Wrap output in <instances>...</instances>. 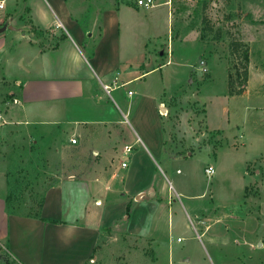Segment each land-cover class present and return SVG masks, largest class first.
I'll return each mask as SVG.
<instances>
[{
  "label": "rangeland",
  "instance_id": "1",
  "mask_svg": "<svg viewBox=\"0 0 264 264\" xmlns=\"http://www.w3.org/2000/svg\"><path fill=\"white\" fill-rule=\"evenodd\" d=\"M3 1L0 20L15 15L28 24L29 0ZM77 3L85 28L97 24V15L104 5ZM170 7L171 21L167 24L166 16L161 21L163 27L171 26L172 41L185 36V31L201 41L205 50L198 56L199 45L190 38L183 40L174 50L180 65L172 63L162 70L161 89L168 93L185 86L168 98L165 105L169 113L163 118L172 139L165 145L166 155L182 157L157 160L154 177L165 183L169 200L161 210L155 211L145 200L141 202L144 206L138 208V215L144 211L149 215L144 232L151 238H128L123 232L113 236L108 229L84 264H264V0H171ZM29 30L36 32L33 26ZM215 36L218 41L212 40ZM21 38L28 39L24 35ZM230 43L239 46L236 49ZM244 51L248 55L247 75L251 68L256 76L254 96L233 98L228 92L224 63L218 59L227 63L231 89L244 91ZM193 60V67L201 60L207 65L209 62L211 75L198 78L193 69L188 73V82L186 74ZM3 72L0 64V111L6 103L10 105L8 122L0 126V173L6 178L7 194L12 193L14 211L18 208L22 214L34 213L46 190L65 178L72 168H97L99 159L80 152L78 146L62 151L51 126L42 127L38 133L26 127L33 124H25L21 116L19 86ZM159 75L156 72L152 77L157 79ZM12 98L20 104L13 105ZM109 103L113 104L112 99ZM142 103L140 117L144 122L139 126L141 131L148 128L151 132L157 125L153 102L147 96ZM223 107L227 108L225 112ZM65 115L60 109L57 117L44 118L59 120ZM73 120L67 119L63 125H73ZM204 120L208 128L222 129L223 138H218L217 132L208 133L201 125ZM144 134L147 133H141L143 140ZM200 135L204 137L197 140ZM209 165L215 170L210 179L204 174ZM168 180L174 182L180 194L173 191ZM3 183L0 179V197L5 192ZM130 213L125 214L124 220ZM7 248L6 242L0 240V264H16Z\"/></svg>",
  "mask_w": 264,
  "mask_h": 264
},
{
  "label": "crops",
  "instance_id": "2",
  "mask_svg": "<svg viewBox=\"0 0 264 264\" xmlns=\"http://www.w3.org/2000/svg\"><path fill=\"white\" fill-rule=\"evenodd\" d=\"M77 1L104 5L97 15V24L85 28L77 13ZM29 2L28 24L15 15H6L0 20V28L4 27L0 33V64L6 78L19 86L21 116L25 124H33L25 126L34 128L35 133L51 126L62 151L78 146L80 152L99 160L97 168L75 166L65 178L48 188L40 218L8 213L5 204L8 186L0 173L5 186L0 197V240L6 242L7 252L16 264H84L108 229L113 236L123 232L128 238H151L144 232L149 215L146 211L138 215V208L144 206L141 204L144 200L155 211L165 206L169 200L165 183L154 180L157 160L182 157L166 155L165 145L172 139L167 133L165 117L158 110L162 104L169 113L166 101L185 86L175 87L168 93L161 89L162 70L172 63L180 65L174 50L183 40L190 38L199 45L198 56L204 53L205 47L185 31V36L179 35L172 41L171 26L163 27L161 21L163 16L167 24L171 21V0H154L151 8L139 7L135 0ZM31 26L36 32L29 30ZM22 35L30 42L22 39ZM164 37H167V46H164ZM168 47L171 62L166 64ZM218 60L224 63L228 84L227 63L224 59ZM194 64L195 60L189 64L188 82L191 81L188 73L196 69ZM156 72L160 75L154 79ZM197 75L199 78L198 71ZM254 78L248 68L246 90L232 97L254 96ZM104 86L110 88L109 93ZM147 96L157 116V125L151 132L148 128L141 131L139 126L144 122L140 115L142 101ZM60 109L67 116L50 120L58 116ZM226 109L223 107L224 112ZM75 112L78 114L74 115ZM45 115L50 119L44 118ZM70 118L74 124L63 125ZM46 122L52 125H41ZM201 125L208 133L217 132L216 136L223 138L222 129L208 128L205 120ZM141 133H147L145 140ZM72 136L78 137L76 145L69 142ZM123 146L131 147L124 168L121 167ZM168 183L180 194L174 182L168 180ZM139 195L142 196L138 200ZM97 201L99 205L95 204ZM128 203L132 210L124 220ZM261 211L264 212L263 207Z\"/></svg>",
  "mask_w": 264,
  "mask_h": 264
},
{
  "label": "built area",
  "instance_id": "3",
  "mask_svg": "<svg viewBox=\"0 0 264 264\" xmlns=\"http://www.w3.org/2000/svg\"><path fill=\"white\" fill-rule=\"evenodd\" d=\"M135 4L139 7L151 8L154 6V0H135ZM4 7H5L4 1L1 0L0 1V9H2ZM167 54L169 57L166 61V64H169L171 62L169 59L170 55H171V50L169 49V47L167 48ZM196 70L198 71L200 77L203 76L204 74H207L208 68H207L206 62L201 60L198 63ZM104 90H106L107 93L110 92V88L108 86H104ZM128 94H131V92H129ZM11 102L13 105H19L20 104V101L16 98H12ZM7 106L10 107L9 103H6L5 107L0 111V126H2L3 124L8 122L7 117L10 116V111H9V108ZM158 111H159L160 116L165 117V118L168 116V112L163 107L162 104L160 105V108ZM77 141H78V137L72 136L69 138V142L72 145H76ZM130 151H131L130 146H123L121 148V157L123 159V161L121 162V167H123V168L126 167V160L128 159V157L130 155ZM92 154L94 156H97L96 152H92ZM214 173H215V170H214L213 166L209 165V166L204 168V174H205L206 178L210 179L214 175ZM95 204L99 205L100 202L97 201V202H95ZM179 240L180 239L178 238L177 241H179Z\"/></svg>",
  "mask_w": 264,
  "mask_h": 264
},
{
  "label": "trees",
  "instance_id": "4",
  "mask_svg": "<svg viewBox=\"0 0 264 264\" xmlns=\"http://www.w3.org/2000/svg\"><path fill=\"white\" fill-rule=\"evenodd\" d=\"M219 29H217V33H218ZM216 33V34H217ZM212 40H219V37L215 36V37H212ZM229 46H233L237 49V47L239 46L238 43H230ZM242 60L244 62V78H245V81L247 80V66H248V55H247V51H244L242 53ZM232 82H231V77H230V74H228V92L230 95H240L242 93V91H233L231 88H232ZM13 201V198H12V193H8L6 198H5V204H6V210L8 211V213L10 214H16V215H23V216H32L34 218H40V210H41V207H42V203H43V198L41 199L40 203L38 204V207H37V210L34 212V213H26V214H22L18 208H16V211H14L15 209L12 207L11 203ZM130 210H131V205L128 203L127 206H126V212L125 214H129L130 213ZM91 258V257H90Z\"/></svg>",
  "mask_w": 264,
  "mask_h": 264
},
{
  "label": "water",
  "instance_id": "5",
  "mask_svg": "<svg viewBox=\"0 0 264 264\" xmlns=\"http://www.w3.org/2000/svg\"><path fill=\"white\" fill-rule=\"evenodd\" d=\"M4 30V27H2V28H0V33L2 32ZM140 196H142V195H139L136 199H140L141 197Z\"/></svg>",
  "mask_w": 264,
  "mask_h": 264
}]
</instances>
